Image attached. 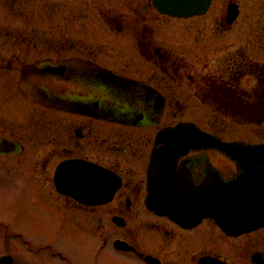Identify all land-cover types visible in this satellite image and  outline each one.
Listing matches in <instances>:
<instances>
[{
    "label": "flooded vegetation",
    "instance_id": "flooded-vegetation-1",
    "mask_svg": "<svg viewBox=\"0 0 264 264\" xmlns=\"http://www.w3.org/2000/svg\"><path fill=\"white\" fill-rule=\"evenodd\" d=\"M157 1L1 4L15 23H0V172L86 251L71 262L25 241L49 260L37 264H264V225L234 235L152 208L212 179H238L264 204V166L210 146L168 154L180 127L264 145V0L186 16Z\"/></svg>",
    "mask_w": 264,
    "mask_h": 264
},
{
    "label": "water",
    "instance_id": "water-1",
    "mask_svg": "<svg viewBox=\"0 0 264 264\" xmlns=\"http://www.w3.org/2000/svg\"><path fill=\"white\" fill-rule=\"evenodd\" d=\"M157 2L165 12L186 16L203 12L210 0H158ZM194 133L189 127H180L174 131V135L184 138L175 137L168 154H176L199 146H210L225 152L236 161L238 166H264V145L225 144L209 136L198 139ZM241 185L238 179L228 183L212 179L206 181V187L203 184L200 188L179 189L172 200L163 205H154V208L174 215L183 222H193L194 215L210 216L229 234L247 232L264 225V204L260 202L248 204V201H261V199L253 195L252 191L245 196L244 190L252 187ZM1 263H8V259L2 258Z\"/></svg>",
    "mask_w": 264,
    "mask_h": 264
},
{
    "label": "rangeland",
    "instance_id": "rangeland-1",
    "mask_svg": "<svg viewBox=\"0 0 264 264\" xmlns=\"http://www.w3.org/2000/svg\"><path fill=\"white\" fill-rule=\"evenodd\" d=\"M3 1L6 0H0V23L6 26L9 22L15 23V20L2 13ZM21 198V194L15 188L13 173L0 172V221L7 223L10 229L7 233H0V258L10 255L13 257L12 264H37L39 261H49L46 257H39L29 252L24 247L25 241L31 242L38 248H43L46 243H53V248L71 262H78L80 257L86 256V251L75 246L71 240L55 236L53 226H56L57 222L52 218L49 219L46 214L35 211ZM19 231L21 237L15 235ZM45 252L46 249L43 255ZM50 261L59 262L57 258H51ZM110 261L105 255L99 264H111Z\"/></svg>",
    "mask_w": 264,
    "mask_h": 264
}]
</instances>
